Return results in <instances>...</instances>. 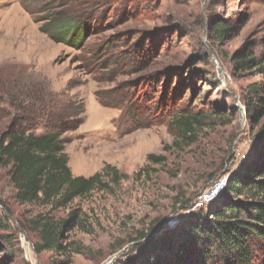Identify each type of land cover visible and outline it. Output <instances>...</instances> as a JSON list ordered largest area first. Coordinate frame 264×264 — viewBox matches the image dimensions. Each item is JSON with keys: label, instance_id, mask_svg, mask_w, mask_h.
Instances as JSON below:
<instances>
[{"label": "rangeland", "instance_id": "1", "mask_svg": "<svg viewBox=\"0 0 264 264\" xmlns=\"http://www.w3.org/2000/svg\"><path fill=\"white\" fill-rule=\"evenodd\" d=\"M62 18L83 26L80 49L52 38ZM263 56L264 0H0V131L12 118L4 90L58 94L85 108L63 136L73 174L110 165L130 177L52 209L18 203L0 167V264H116L173 232L199 193L261 152L264 118H253L248 86L262 82ZM240 58L256 59L240 69ZM177 114L214 119L187 140ZM73 210L81 223L63 232V250L38 253L31 221ZM262 248L255 264H264Z\"/></svg>", "mask_w": 264, "mask_h": 264}, {"label": "trees", "instance_id": "2", "mask_svg": "<svg viewBox=\"0 0 264 264\" xmlns=\"http://www.w3.org/2000/svg\"><path fill=\"white\" fill-rule=\"evenodd\" d=\"M52 38L70 46L83 47V26L71 18L55 20ZM217 37L228 35L229 28L215 24ZM49 31V29H46ZM240 58V69H251L254 60ZM257 76L262 82L248 86L252 99L249 110L257 121L264 118V56L258 59ZM177 71V70H176ZM178 74L181 70L178 69ZM157 75L156 78H160ZM26 87V86H25ZM17 86L4 90L12 118L0 131V167L15 190L22 205H39L52 209L67 208L76 200L94 192L120 185L130 177L107 165L91 177L75 176L69 166L63 136L81 124L84 106L64 102L58 94H39ZM41 92V93H40ZM10 115V116H11ZM212 116L199 114L173 116L177 135L191 139L195 125ZM42 129L44 132L39 133ZM264 136V126L257 140ZM159 158L150 156L149 160ZM144 171V170H143ZM142 173V171H141ZM79 210L57 222L49 213H41L31 225L38 233V253L63 250V232L80 225ZM177 229V230H176ZM176 230V231H174ZM146 238V235H143ZM264 247V146L261 152L233 174H229L226 190L212 204L182 219L173 232L153 237L140 244L116 264H255L256 253Z\"/></svg>", "mask_w": 264, "mask_h": 264}, {"label": "built area", "instance_id": "3", "mask_svg": "<svg viewBox=\"0 0 264 264\" xmlns=\"http://www.w3.org/2000/svg\"><path fill=\"white\" fill-rule=\"evenodd\" d=\"M228 182L229 177L224 175L216 180L209 189L199 193L193 202L192 211H197L206 205L214 203L226 190Z\"/></svg>", "mask_w": 264, "mask_h": 264}]
</instances>
